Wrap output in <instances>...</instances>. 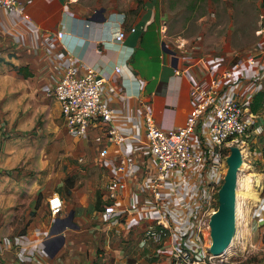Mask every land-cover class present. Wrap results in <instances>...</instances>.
Listing matches in <instances>:
<instances>
[{"label":"crops","instance_id":"1","mask_svg":"<svg viewBox=\"0 0 264 264\" xmlns=\"http://www.w3.org/2000/svg\"><path fill=\"white\" fill-rule=\"evenodd\" d=\"M24 3L22 13H11L0 7V139L5 142L4 150L0 149V174L13 178L12 182L26 176L28 182L24 189L32 206L30 219L17 233L0 232V264H37L34 255L42 257L46 264H83L88 259V247L83 242H75L77 237L80 239L76 233L100 241L108 252L109 264H116L115 261L127 264L123 249L118 246L122 241L135 248V257L144 253V257L157 259L158 264H171L170 254L175 245L183 244L194 253H210L211 227L198 231L193 219L195 215L206 214L210 224L218 208L215 181L219 178V183H223L230 156L228 154L220 163L214 160L215 154L208 147L210 118L193 138L196 152L210 158L208 170L203 174L192 167L176 171L165 182L158 207L145 187L148 176L158 169L156 158L148 153L145 112L150 109L158 128L171 130L184 126L193 111L190 89L197 78L195 71L175 76L173 57L162 47L160 17L151 11L147 14L148 10L136 15L101 8L105 9L106 22L95 23L91 21L93 12L81 6L78 0H24ZM120 31L126 33L123 43L116 41ZM59 32L65 33L63 39L58 38ZM262 48L263 40L256 50ZM214 58L217 60L213 61L212 75L241 60L234 82L226 83L223 95L242 104L252 130L256 131L250 154L241 166L251 173L245 182V186L250 187L251 199L243 198L241 215L237 214L236 235L223 258L234 264H264V195L259 197L252 184L259 183L260 178L255 175L264 177V172L259 173L251 164L255 158L257 164L264 167V101L257 111L252 108L255 97L264 94V53H258L256 66L245 62V57ZM54 65H59L61 70L54 71ZM70 67L77 68L82 75L96 69L106 80L101 89L102 99L114 109L109 121L93 122L82 137L69 133L61 104L47 95L61 73ZM116 67H122L124 72L116 73ZM110 129L122 134L121 144L107 139ZM74 140L85 141L103 169L102 197L99 196L95 204L93 193H83L76 184L66 188L67 202L64 184L54 180L50 173L44 178L48 181L45 184L40 182L41 177L29 181L28 175L47 169V154L55 156V152L67 150L59 145L61 142L69 149ZM48 149H52L50 154ZM36 155L42 158L41 164H33L37 161ZM28 160L29 165L23 166L20 178L17 177L19 172L12 169ZM122 162L131 165V170L119 173L117 168ZM112 181L119 183L114 201L108 200V185ZM12 182L9 185L15 186ZM239 184L238 181L237 186ZM55 193L65 204L59 218L69 215L65 211L67 207L68 212H74L73 222L77 228L65 233L63 247L51 258L45 243L55 219L46 216L45 209ZM39 197L41 204L36 209ZM98 200L102 203L99 209ZM110 204L117 213L108 216L104 210ZM128 206L133 209L137 222L125 212ZM161 224L168 230L165 242L143 246L142 232L149 226ZM97 258L92 255L88 260L95 264L93 260L96 262Z\"/></svg>","mask_w":264,"mask_h":264},{"label":"built area","instance_id":"2","mask_svg":"<svg viewBox=\"0 0 264 264\" xmlns=\"http://www.w3.org/2000/svg\"><path fill=\"white\" fill-rule=\"evenodd\" d=\"M0 7L11 13H22L25 3L24 0H0ZM132 31L135 30L132 29ZM258 33L260 41H264V24ZM64 37V32L58 33V38L63 39ZM125 37L126 33L120 31L116 36V41L123 43ZM258 53H264V48L248 54L245 62L256 66ZM176 57L178 60L175 67L176 77H181L188 71H195L197 74L190 89L193 111L184 126L171 130L158 128L150 109L148 108L145 112V138L149 147L148 153L153 155L158 162L157 171L148 176L145 187L152 194L156 207L163 199L162 190L165 182L176 171L192 167L203 174L208 170L210 158L197 153L193 146V138L200 133L201 127L205 126L207 118L212 120L207 128L208 147L213 150L216 157L214 160L218 163L231 154L233 147H238L242 153L244 164L250 154L249 147L254 139L251 133L253 131L252 124L246 116V109L238 100L223 95L226 83L234 82L235 75L242 65L241 60L235 62L232 67L222 70L219 74L212 75V64L217 60L216 58L208 56L189 58L184 54L177 53ZM53 70L59 72L61 67L54 65ZM115 72L123 73L124 69L116 67ZM104 83L106 80L94 68L82 75L77 68L70 67L61 73L57 82L47 91L48 96L54 97L61 104L62 116L72 136L82 137L88 133L93 122H107L112 118L114 109L105 104L102 99L101 89ZM107 139L117 145L123 142L122 134L114 129L108 130ZM226 151L227 154H225ZM131 168V165L127 166L125 162H122L117 171L123 173ZM241 170L240 168L238 175L239 187L242 186V182L243 185L245 184L247 178L246 176L242 177ZM223 183H219V178L216 179L217 194ZM253 186L257 189L262 188V182L260 184L254 182ZM257 189L255 190L259 192ZM118 190L119 183L112 181L108 185V200H116ZM263 195L262 192H259V197ZM64 207V201L59 194L55 193L48 199V210L50 216L55 220L63 214ZM125 212L133 222H137L131 207L128 206ZM104 213L110 216L117 213V209L110 204L105 208ZM193 223L198 231L210 226L206 214L195 215ZM167 237L166 225L149 226L142 232L141 243L143 246L161 245ZM42 259V257L34 255L37 264H46ZM170 259L171 264H234L224 259L223 256L216 257L209 252L194 253L183 244L174 246Z\"/></svg>","mask_w":264,"mask_h":264},{"label":"rangeland","instance_id":"3","mask_svg":"<svg viewBox=\"0 0 264 264\" xmlns=\"http://www.w3.org/2000/svg\"><path fill=\"white\" fill-rule=\"evenodd\" d=\"M83 7H87L93 14L96 10L105 8L106 10L117 9L120 13L141 14L151 11L162 20L160 22V30L162 31L163 42L179 55H186L189 58L208 56H237L246 58L248 54L255 51L260 44L259 30L264 24V0H78ZM159 20V21H160ZM254 136L256 131L251 132ZM41 144V142H40ZM43 144V143H42ZM64 149L55 152V156L46 155L47 169L38 171L29 176V181L32 178H40L42 184L46 176L51 175L53 179H58V183L64 184V197L67 202L69 194L67 189L71 185L76 184L83 193L88 195L93 193V202L101 195L100 187L103 179V169L99 167L95 157V152L85 141L74 140L70 144L69 149L65 142L59 144ZM5 142L0 139V149L4 150ZM49 154L52 149H48ZM34 156V154L32 155ZM37 161L33 164H38L42 158L37 157ZM27 162L21 163L13 168L15 172L29 165ZM258 160L253 158L251 164L258 169L259 173L264 172L261 165L257 164ZM41 164V163H40ZM51 167V169H49ZM36 168V165H34ZM243 170V169H242ZM42 172V173H41ZM251 173L243 170V176L247 177ZM0 174V232L14 234L17 233L25 223L30 219L31 198L28 196L25 182L26 176L21 180L15 179V182L10 181L13 178ZM17 175V173L15 174ZM19 172L17 177L20 178ZM58 175V177H57ZM260 178L259 184L262 182V188H255L264 194V177L255 175ZM31 178V179H30ZM252 182V178H250ZM44 181V182H43ZM9 182L15 183V186H10ZM54 183V182H53ZM240 186L243 190V182ZM253 184V183H252ZM41 185V183H40ZM58 187V186H56ZM7 188H11L9 191ZM63 188V187H62ZM67 188V189H66ZM55 191H58L55 188ZM245 191V190H243ZM242 191V192H243ZM250 193V187L247 189ZM258 192V191H257ZM90 198V196H89ZM249 198L244 193L240 197ZM257 203V202H256ZM102 205V203H101ZM70 206V205H69ZM68 206V208H70ZM67 214L69 210L66 207ZM65 212V213H66ZM46 216H50L49 210L45 209ZM69 230L68 232H70ZM90 234V233H89ZM93 235V234H90ZM77 241L83 242L87 247V258L97 257L95 264H109V259L106 255L107 250L103 249L100 241L92 240L90 236L85 237L83 234L76 233ZM84 238L81 240V238ZM77 244V243H76ZM122 253L126 255L127 264H136L140 260V264H158L157 259H149L144 257L146 254L136 256L135 248L130 247L128 242L122 241L119 243ZM262 253V252H261ZM264 252L262 253V255ZM261 257V256H258ZM83 264H91L90 260ZM102 259L104 261H102ZM259 259H262L259 258ZM117 264V261H115ZM161 264V263H160Z\"/></svg>","mask_w":264,"mask_h":264},{"label":"water","instance_id":"4","mask_svg":"<svg viewBox=\"0 0 264 264\" xmlns=\"http://www.w3.org/2000/svg\"><path fill=\"white\" fill-rule=\"evenodd\" d=\"M105 9L96 10L91 21L95 23L106 22L104 16ZM163 50L173 57L174 67L178 60L176 53L171 50L165 42L162 44ZM228 170L224 178V183L218 193V208L212 215L210 221L212 246L210 253L216 257H222L231 247L237 230V183L240 168L243 164L242 153L238 147L231 149V154L227 160ZM74 212L66 218H57L53 225L48 241L45 243L47 254L53 258L65 243V233L77 228L73 222Z\"/></svg>","mask_w":264,"mask_h":264},{"label":"trees","instance_id":"5","mask_svg":"<svg viewBox=\"0 0 264 264\" xmlns=\"http://www.w3.org/2000/svg\"><path fill=\"white\" fill-rule=\"evenodd\" d=\"M263 101H264V94L261 93V94L257 95V96L255 97L254 105H253L252 108H253L255 111H257V110L262 106ZM263 159H264V152H263ZM100 203H101V202L98 200L97 203H96V207H97V209H99V207H100ZM40 204H41V199H40V197H39L38 202H37V205H36V209L40 206Z\"/></svg>","mask_w":264,"mask_h":264},{"label":"bare ground","instance_id":"6","mask_svg":"<svg viewBox=\"0 0 264 264\" xmlns=\"http://www.w3.org/2000/svg\"><path fill=\"white\" fill-rule=\"evenodd\" d=\"M244 186H245V184H244ZM237 188H238V191H237V198H238V203H239V206H238V210H237V214L238 215H241V212H242V206H241V201H240V199H242V198H240L242 195H243V193H244V195L245 196H248L250 199H251V195H250V193L248 194V192H247V187L245 186V188L243 189V190H245V191H241V189L239 190V186H237Z\"/></svg>","mask_w":264,"mask_h":264}]
</instances>
